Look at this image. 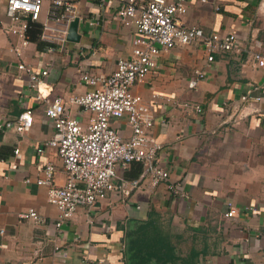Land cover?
<instances>
[{"label":"crops","instance_id":"crops-1","mask_svg":"<svg viewBox=\"0 0 264 264\" xmlns=\"http://www.w3.org/2000/svg\"><path fill=\"white\" fill-rule=\"evenodd\" d=\"M67 1L78 19L77 43L51 45L48 52L37 38L16 57L8 48L18 39L4 30L8 21L0 0V264H128L125 236L148 220L171 236L172 264H264V69L254 67L243 50L251 39L264 44V0H185L181 24L205 35L231 33L237 49L216 53L211 62L197 41L160 50L154 73L130 86L150 106V134L160 145L157 159L167 182L151 186L140 178L137 163L117 167L116 179H139L128 199L106 193L56 227L58 211L47 203L45 187L34 184L48 163L54 168L52 184L65 182L56 151L44 146L54 129L16 64L46 69L39 87L45 99L60 97L68 116L85 126L90 113L68 101L91 90L80 74H111L135 36L132 25L111 20L126 0ZM47 4L42 2L39 26ZM194 71L203 78L190 89ZM242 94L259 95L251 106L257 112L235 127L222 124L223 105ZM24 112L31 114L32 125L18 134L14 123ZM110 127L121 139L129 137L125 118L111 120ZM229 208L234 215L226 218ZM29 209L38 221L19 218Z\"/></svg>","mask_w":264,"mask_h":264},{"label":"built area","instance_id":"built-area-1","mask_svg":"<svg viewBox=\"0 0 264 264\" xmlns=\"http://www.w3.org/2000/svg\"><path fill=\"white\" fill-rule=\"evenodd\" d=\"M43 1L4 0L3 13L8 21L4 30L18 39V45H10L8 51L16 57H20L19 48L29 43L26 32L30 28L29 23L39 21ZM99 1L101 4L107 0ZM47 2L38 38L48 46L46 50L50 52L51 45L62 46L67 42L68 25L76 18V11L67 0ZM185 13V0H126L117 9L111 20L124 26L132 25L135 36L130 42L127 57L116 60L111 74H80L81 83L90 86L91 90L81 96L71 97L68 101L90 113L85 126L68 116L65 103L60 97L45 99L39 87L47 75L46 69L34 71L21 60L16 64V69L27 75L28 86L35 91V99L42 101V115L51 122L54 129L52 137L44 146L56 151L65 182L61 187L52 184L54 168L48 163L34 184L45 187L47 203L58 211L56 227L72 217L77 207L92 208L106 193L117 192L123 199H128L139 187V179H116L117 167L124 168L129 163H137L141 166L140 178L147 179L151 186L167 182L168 173L159 166L157 159L160 145L150 134L154 124L150 106L139 95L131 93L130 86L154 73L155 59L160 50L197 41L206 61L211 62L214 54L237 49L236 38L231 33L205 35L200 28L181 24L179 18ZM243 50L254 67L264 69V44L261 41L251 39ZM202 78L200 71H194L187 87L195 88ZM252 90L258 92L256 88ZM259 101V95L242 94L237 100L225 103L222 124L230 127L239 125L257 112L251 106ZM193 111L200 113L201 109L195 105ZM121 118H125L130 131L125 140L110 127L111 120ZM31 125V114L24 112L15 120L14 130L23 134ZM5 126L10 125L5 123ZM113 179L117 181L113 182ZM24 183H29V179H25ZM168 190L178 194L174 186L168 185ZM233 215L234 210L230 208L224 214L226 218ZM19 218L39 220L32 209L21 213Z\"/></svg>","mask_w":264,"mask_h":264},{"label":"trees","instance_id":"trees-1","mask_svg":"<svg viewBox=\"0 0 264 264\" xmlns=\"http://www.w3.org/2000/svg\"><path fill=\"white\" fill-rule=\"evenodd\" d=\"M29 27L26 32L28 40L36 41L40 26L29 23ZM125 238L124 255L128 264H172L176 260L171 236L152 220L139 223Z\"/></svg>","mask_w":264,"mask_h":264},{"label":"water","instance_id":"water-1","mask_svg":"<svg viewBox=\"0 0 264 264\" xmlns=\"http://www.w3.org/2000/svg\"><path fill=\"white\" fill-rule=\"evenodd\" d=\"M78 19L74 18L68 25L66 41L71 43H77L79 35L77 34Z\"/></svg>","mask_w":264,"mask_h":264}]
</instances>
